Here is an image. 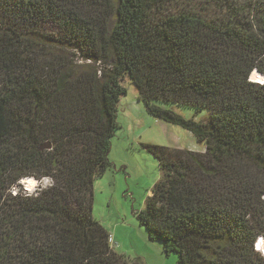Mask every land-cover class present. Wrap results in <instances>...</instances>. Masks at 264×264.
<instances>
[{
    "label": "trees",
    "instance_id": "1",
    "mask_svg": "<svg viewBox=\"0 0 264 264\" xmlns=\"http://www.w3.org/2000/svg\"><path fill=\"white\" fill-rule=\"evenodd\" d=\"M173 1L0 0V264H143L93 218L126 78L206 147L143 145L161 171L138 214L149 239L178 264H264V0L216 18ZM28 178L40 188L14 195Z\"/></svg>",
    "mask_w": 264,
    "mask_h": 264
},
{
    "label": "rangeland",
    "instance_id": "2",
    "mask_svg": "<svg viewBox=\"0 0 264 264\" xmlns=\"http://www.w3.org/2000/svg\"><path fill=\"white\" fill-rule=\"evenodd\" d=\"M251 0H174L167 5L173 14L189 13L203 18L226 16L228 11L248 14ZM247 11V12H246ZM259 76V75H258ZM260 77V76H259ZM252 78V77H251ZM261 81L264 80L260 77ZM128 94L119 104L117 130L109 155L111 168L95 180L93 218L111 234L115 251L131 260L140 259L143 264H178V257H167L163 245L151 241L138 220L145 210L148 197L161 178L157 160L143 145H156L172 149L204 153L206 147L188 131L152 117L145 105L137 99V89L129 78L123 81ZM159 107L171 110L196 122H208V110H197L169 103H158ZM21 184L17 191L33 194L38 187ZM44 184L43 186H45Z\"/></svg>",
    "mask_w": 264,
    "mask_h": 264
},
{
    "label": "bare ground",
    "instance_id": "3",
    "mask_svg": "<svg viewBox=\"0 0 264 264\" xmlns=\"http://www.w3.org/2000/svg\"><path fill=\"white\" fill-rule=\"evenodd\" d=\"M259 74L260 73H258V72H254L252 75V81L257 82V83H262L261 78H260L261 76L260 77L258 76ZM28 179L37 182L35 179H32V178H28ZM29 180L25 179V180H23L22 183H24L25 185H28V186L30 185L29 186V190H30V187L32 186L33 182H31ZM258 251L264 256V243L260 245Z\"/></svg>",
    "mask_w": 264,
    "mask_h": 264
},
{
    "label": "clouds",
    "instance_id": "4",
    "mask_svg": "<svg viewBox=\"0 0 264 264\" xmlns=\"http://www.w3.org/2000/svg\"><path fill=\"white\" fill-rule=\"evenodd\" d=\"M259 76H260V75H259ZM263 81H264V80H263ZM263 81H262V82H263ZM27 180H29V179H27ZM29 181H30V180H29ZM45 184H46V183H45ZM40 185H41V182L37 181V183H36L35 186L39 188ZM29 192H30V191H29ZM263 243H264V239H263V238L258 239L257 242H256V244H255V248H256V250H259L260 245L263 244Z\"/></svg>",
    "mask_w": 264,
    "mask_h": 264
},
{
    "label": "built area",
    "instance_id": "5",
    "mask_svg": "<svg viewBox=\"0 0 264 264\" xmlns=\"http://www.w3.org/2000/svg\"><path fill=\"white\" fill-rule=\"evenodd\" d=\"M25 190H26L25 192L29 193L28 189H25ZM12 193H13L14 195L17 194V190H16V188L13 189ZM113 241H114V240H113V238H112V236H111V237H110V243L113 244Z\"/></svg>",
    "mask_w": 264,
    "mask_h": 264
},
{
    "label": "water",
    "instance_id": "6",
    "mask_svg": "<svg viewBox=\"0 0 264 264\" xmlns=\"http://www.w3.org/2000/svg\"><path fill=\"white\" fill-rule=\"evenodd\" d=\"M44 148L49 149V148H51V145H46Z\"/></svg>",
    "mask_w": 264,
    "mask_h": 264
},
{
    "label": "crops",
    "instance_id": "7",
    "mask_svg": "<svg viewBox=\"0 0 264 264\" xmlns=\"http://www.w3.org/2000/svg\"><path fill=\"white\" fill-rule=\"evenodd\" d=\"M137 99H138V95H137ZM139 101V100H138ZM140 102V101H139ZM141 103V102H140ZM152 194V193H151Z\"/></svg>",
    "mask_w": 264,
    "mask_h": 264
}]
</instances>
